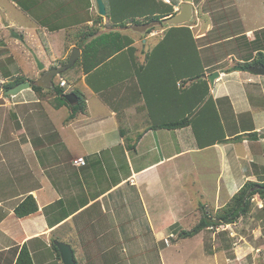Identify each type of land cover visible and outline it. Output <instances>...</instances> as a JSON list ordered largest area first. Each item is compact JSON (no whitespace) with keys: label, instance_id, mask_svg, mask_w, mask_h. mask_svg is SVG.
I'll use <instances>...</instances> for the list:
<instances>
[{"label":"crops","instance_id":"crops-1","mask_svg":"<svg viewBox=\"0 0 264 264\" xmlns=\"http://www.w3.org/2000/svg\"><path fill=\"white\" fill-rule=\"evenodd\" d=\"M9 1L28 25L20 18L5 25L16 27L18 40L22 35L32 46L17 45L12 34L16 46L8 47L10 52L1 58L12 55L14 75L26 80L42 75L34 53L46 68L68 63L69 59L63 61L80 38H67L69 27L96 28L92 39L111 32L109 23L124 21L122 15L114 21V0H104L105 16L99 14L96 0H86L87 10L69 9L68 0H26L27 9L20 5L22 0ZM127 1L150 5L142 13L131 11L138 19L148 18L149 12L160 15L164 3H176V12L182 2ZM235 1L219 5L215 0H199L197 5L193 0V21L151 28L139 36L123 32L133 42L90 72L80 73V79L76 76L70 82L63 74L56 76L57 85L64 78L85 99V111L75 117L68 106H55L60 96L52 88L44 98L33 87L12 96L13 108L5 111L9 125L0 124V264H15L25 244L34 264H64L60 242L72 247L78 264H125L123 259L126 264H144L145 253L130 245L135 237L123 224L140 217L141 228L156 238L153 223L157 226L164 220L170 210L167 202L175 197L179 212L186 209L183 202L195 201L201 219L204 209H218L247 180L257 178L258 170L250 165L264 158V76L236 66L264 60V27L257 31L261 24H250L241 14L248 0ZM71 12L77 13L78 21L70 22ZM135 24L127 22L123 27ZM56 34H61L62 47L52 45L54 39L58 42ZM43 35L46 49L39 44ZM236 39L244 40L227 44ZM250 43L262 46L247 47ZM180 49L185 50L182 60ZM216 71L220 75L211 84L209 76ZM9 74L3 78H16L8 80ZM49 104L54 111L48 110ZM185 118L189 122L184 127L165 126ZM253 132L258 135L248 136ZM250 139L258 142L254 143L257 154ZM78 157H84L86 164H75ZM28 195L35 197L39 209L19 217L15 208ZM113 228L121 233L114 234ZM241 246L223 245L205 251L199 260L245 264Z\"/></svg>","mask_w":264,"mask_h":264},{"label":"rangeland","instance_id":"rangeland-1","mask_svg":"<svg viewBox=\"0 0 264 264\" xmlns=\"http://www.w3.org/2000/svg\"><path fill=\"white\" fill-rule=\"evenodd\" d=\"M195 1L198 5L199 0H195ZM215 1H217V4L219 5H224L226 2L232 3V4L236 2L235 0H215ZM67 2H68L69 9L87 10V6H84L85 5L84 3L86 2V0H68ZM142 2H139L140 4L137 3L133 5L131 3H128L127 0H114V8H113V12L115 14L114 21L118 22L116 15H122V18L124 21H122V23H120L119 25H115V26L109 23L108 26L113 28L112 31H121L123 35L125 34L123 32H126V31L132 32L133 30L126 29L123 26L127 24V22L135 24L132 21L134 19L140 18L139 16H135L134 12L132 15H130V13L131 11L135 9L139 11H143L145 8L144 7L145 5ZM59 3H62V0H59ZM64 5L66 9H68L66 4ZM70 14H71V17H70L71 23H73L75 20L78 21L77 20L78 16L76 12H71ZM241 14L245 16L244 19L247 18L250 24L260 23L261 25H258L256 27L257 31H260L264 27V0H248L247 5L244 6V8L241 11ZM87 16L88 14L86 15L81 14V17L83 18H88ZM13 18L14 20H18L19 18L21 20L25 19L24 23L26 26L28 25V22L26 21L25 16H23V14H20V12L12 6L9 0H0V33H1L0 82H3V87H4V83L7 81V79L3 78L4 73H7V72L10 73L8 76V80L13 79L15 76H17V75H14L15 65H14L13 56L10 55V56H6L5 58H1L3 53L10 52V49L8 47L16 46L12 41L13 40L12 34L16 36L14 40L16 41L17 45H20L21 47H27L28 45L32 46L30 42L26 43L24 41V37L22 35H21V41H24V42H21L20 40H18L19 37H17L18 35H15L16 32L14 30L16 29V27H14L13 25L9 27L5 25L6 22H9V21L13 22ZM39 18L41 19L40 15H39ZM146 19L147 18H144L141 20H146ZM114 21L113 19L111 20V22H114ZM61 22L64 23L65 25L68 24L67 21H61ZM148 22H152V21H148ZM77 26H80V25H77ZM161 26L162 25H156L153 28H158ZM233 26L234 25H231L230 29H233ZM85 28L88 29L87 27H84V26L76 27V28L69 27V29L66 30V36L68 38L71 35L73 36L75 35V38H78V36L80 37L79 34H82V31L86 30ZM248 29L249 28H247L246 30ZM202 31H206V30L202 29ZM138 34L139 32L136 33L137 36H139ZM56 36H59L58 42H56V39H54L55 42L52 45H54L55 47H62L61 34H56ZM42 38L39 39V41L41 42V43L39 42L40 47H45L46 49V47L48 48L49 46L47 44V41H44L45 40L44 35ZM242 40L244 39H236L235 41H232L227 44L229 45L234 42L239 43V41H242ZM166 45H167L166 43L165 44L163 43V46H166ZM246 45L247 47H261L262 46L261 44L258 46H255L254 44H251V43L246 44ZM170 47H174V45H170ZM178 48L175 50L174 55H177ZM184 52L185 50L180 49V54H181L180 59L181 60L183 59L185 55ZM37 66H38V63H37ZM76 67L78 68L71 69L72 68L71 67L68 71H66V73L63 76L67 80H71L72 78L76 79V76L80 77V73L83 72V67L80 64H77ZM39 71L41 70L39 69ZM197 76L194 77L195 80L197 79L200 80L201 77L198 78ZM257 76H260V75H257ZM32 77L35 78L36 76L33 74ZM67 89H70V88L67 86ZM4 90H5V87L2 90L1 97H0V115H1L0 124L9 125L8 124L9 121L6 118L8 112H5V111L13 108L12 100H10L12 96L4 95ZM47 108L49 111H54V108L51 106V104H49ZM66 111H67L66 108L62 110V112H66ZM59 118H61V115H59ZM250 141H251V145L253 148V152L257 154V150L259 149L255 148L254 143L258 145V142H254L251 139ZM262 160L261 162H258V163L256 162L255 166H253L254 163H252V165H250L251 168L248 166V164L246 165V169L250 168L253 171L258 170L257 178L251 177L250 180L264 179V165L262 163ZM256 161H258V159H256ZM245 163H248V162L245 161ZM250 169L248 170L250 171ZM174 187L175 186H171V187L168 186V188H172V189ZM176 198L177 197H175L174 201L172 200L170 204L167 202L168 209L170 210L166 212V217H164V220L162 221V219L160 218L161 219L159 222L160 224L157 226H155V223H153L152 230L153 232L156 233V238H153L154 236L152 235H150L149 237V234H148L149 231L147 228L145 227L141 228L143 225L141 224L142 219H140V217L133 220L131 224L128 223V224L122 225L123 229H126L125 227L129 226L128 230H130L131 232L133 231L135 233L134 234L132 232L135 238H134V241L131 242L130 245L134 247L135 250L143 251L145 253L144 264H196L197 262H200L201 264V260H199V258L203 256V253L205 251L206 252L214 251L216 250V248L218 250L222 248L223 245H229V247L231 246L233 247V244L242 245L240 251H242L241 255L246 258L245 264H262L263 263L264 261V199H262L259 194L254 195V197L252 198L253 204H252V208L249 214L245 217L239 218L237 223L229 224V225H221L219 228L212 227L210 229H205L201 231L199 234L195 235L194 237L186 238V239L178 238L177 234L170 235L169 233L170 226L175 222H179V223L184 224L183 226H181L182 228H185V229L193 228V226L200 221L201 213H200V210L198 211L196 202L195 201L192 202L191 200L186 201L185 204L183 202V208H186L185 210L181 212L177 211L174 207L175 205L174 202L176 201ZM216 206L214 205L215 208ZM208 207H212V206H208ZM38 209H39V206H38ZM164 214L162 215L164 216ZM179 217L180 219L177 220V218ZM114 228L112 229L114 234L117 231L120 232L118 228L117 229H114ZM157 236H159L160 238H157ZM148 237H149V240H151L152 242L151 244L147 242ZM130 245H129V248H131ZM127 254L129 256V253ZM203 259H205V257H203ZM205 262L206 261H202V264H206ZM104 263L105 262H103L102 264ZM122 263L126 264V260L123 259Z\"/></svg>","mask_w":264,"mask_h":264},{"label":"trees","instance_id":"trees-1","mask_svg":"<svg viewBox=\"0 0 264 264\" xmlns=\"http://www.w3.org/2000/svg\"><path fill=\"white\" fill-rule=\"evenodd\" d=\"M142 3H144L145 5L144 10H148V7H150V5L148 3H145L144 1ZM135 4L137 3H134L133 5ZM174 4L176 3H172V4L164 3L163 8H161L160 15L159 14L153 15L152 12H149L151 14L146 20L142 21L141 19H134L132 22L141 23L148 20L153 21L165 17L167 15L174 14L175 13ZM20 5L25 9H27L28 7L26 0L20 1ZM143 11H139V12L142 13ZM134 15L138 16L136 15V13ZM99 18H103V17L99 16ZM54 29H57V27H54L51 30ZM187 30H189V28H187ZM96 32H97L96 28H88L85 31H82V34H79L80 38L79 40L76 41V45L82 49V56L80 57V59L76 61L75 65L71 69H75L77 64H80L83 67V71L85 73L90 72L101 61L105 60L106 58L111 56L116 51L122 49L123 47L129 46L133 42L129 37L123 35L119 31H111L108 33H103L98 35L96 38L90 39V37L94 35ZM68 59L69 57L63 62L64 63L67 62ZM257 63H264V60H254L251 62H246L242 64L240 63V64L245 67V70H248V68L251 65ZM62 74L64 75L65 73L63 72ZM26 79L29 78L17 75L16 78H14V80L6 81L4 83V87L5 89H9L12 86L17 85L18 83ZM78 79H80V77ZM69 81L71 82V80ZM72 82L76 84V81H72ZM205 84L207 86V88L205 89V93H206L207 91H209V87L206 82ZM33 89L39 93L42 92L40 93V96L43 98L48 95L47 93H50L49 92L50 90L44 89L43 87L36 85L33 86ZM64 91L65 89L57 84L55 87L52 88V92H55L60 96L59 104L55 105L56 107L68 106L69 108H71L73 110L71 117H75L79 112L85 111L86 102L84 97L82 98L80 96L81 94L80 91H78L77 87L73 88L72 90V92H75L80 97L79 98L80 102L76 105H71L67 101V99L65 98ZM188 122H189L188 119L185 118L175 123L166 124L165 126L171 128H180L186 126ZM257 135H258L257 132L248 134V136L250 137H255ZM238 137L240 138V135ZM263 180L264 179L262 180L249 179L226 203H224V205L212 211L204 209L200 221L195 226H193V228L185 229L182 228L179 223L172 224L169 232L170 235L177 234L178 238L186 239V238L194 237L195 235L199 234L201 231L205 229H210L212 227L219 228L221 225L237 223L239 218L247 216L251 211L253 204L252 198L254 197V195L259 194L260 197L264 199ZM37 211H38V204L33 195H28L15 208V213L19 217H24L32 213H35ZM15 264H34L30 250L26 244L22 246Z\"/></svg>","mask_w":264,"mask_h":264},{"label":"water","instance_id":"water-1","mask_svg":"<svg viewBox=\"0 0 264 264\" xmlns=\"http://www.w3.org/2000/svg\"><path fill=\"white\" fill-rule=\"evenodd\" d=\"M96 2H97V8H98L99 14L102 16H105L107 14V7H106L104 0H96ZM178 5H179L178 10L169 17H165L164 19H156L152 22H146V23L135 24V25H127L125 26V28L133 30L135 32L145 34L149 29L155 27L156 25L177 26V25H182V24H186V23L193 21L195 17V8L193 5V0H182V2ZM80 54H81L80 48L75 46L70 54L68 63L60 65V66H53L51 68H46L45 64L41 62V60L34 53V57L38 63L39 69L42 71V75L37 79L24 80L18 83L17 85L12 86L9 89H6L4 91V95L14 96L25 89L32 88L34 85L40 86L46 89L55 87L56 86L55 77L65 72L70 67H72L76 63V61L79 59ZM236 69L245 70V67L243 65H239V66H236ZM248 71L254 75L264 76V63H258V64L251 65L248 68ZM219 75L220 73L216 71L209 76L211 84H214L215 78L219 77ZM2 90H3V86H2V83H0V97H1ZM65 98L72 105H76L79 102V96L74 92L65 94ZM58 249H59V252L61 254L64 264H78L75 259L73 249L69 244L60 242L58 243Z\"/></svg>","mask_w":264,"mask_h":264},{"label":"built area","instance_id":"built-area-1","mask_svg":"<svg viewBox=\"0 0 264 264\" xmlns=\"http://www.w3.org/2000/svg\"><path fill=\"white\" fill-rule=\"evenodd\" d=\"M166 2H170V0H164ZM68 85L67 81L65 79H61L60 81V86H63V87H66ZM75 164L77 165H84L86 162H85V159L83 157H79L77 159L74 160Z\"/></svg>","mask_w":264,"mask_h":264},{"label":"clouds","instance_id":"clouds-1","mask_svg":"<svg viewBox=\"0 0 264 264\" xmlns=\"http://www.w3.org/2000/svg\"><path fill=\"white\" fill-rule=\"evenodd\" d=\"M170 2H171V0H170ZM170 2H169V3H170ZM61 79H64V78H61ZM60 81H61V80H60ZM66 81H67V80H66ZM67 83H68V81H67ZM59 84H60V83H59ZM67 86H68L70 89H67ZM67 86H66V87L61 86V87H63V88L65 89V91H64L65 94L70 93V92H72V90H73V87L71 86V84L68 83ZM3 89H4V87H3ZM5 90H6V89H5ZM5 90H4V91H5ZM74 93H75V92H74ZM79 98H80V97H79ZM85 162H86V161H85ZM85 164H86V163H85ZM85 164H84V165H85ZM227 225H229V224H227Z\"/></svg>","mask_w":264,"mask_h":264},{"label":"flooded vegetation","instance_id":"flooded-vegetation-1","mask_svg":"<svg viewBox=\"0 0 264 264\" xmlns=\"http://www.w3.org/2000/svg\"><path fill=\"white\" fill-rule=\"evenodd\" d=\"M248 71V70H247Z\"/></svg>","mask_w":264,"mask_h":264}]
</instances>
